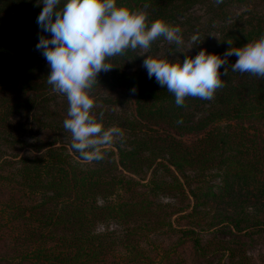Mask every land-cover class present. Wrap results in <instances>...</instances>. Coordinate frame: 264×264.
<instances>
[{
	"label": "trees",
	"instance_id": "obj_1",
	"mask_svg": "<svg viewBox=\"0 0 264 264\" xmlns=\"http://www.w3.org/2000/svg\"><path fill=\"white\" fill-rule=\"evenodd\" d=\"M117 3L134 9L147 4L150 22L162 19L179 26L183 41L192 46V57L206 49L224 58L230 48H241L264 34V0ZM197 4L204 8L202 21L201 16L186 14ZM235 4L248 8L230 16ZM42 8L39 0H0V146L29 144L12 135L19 115L32 109L50 113V68L36 48L40 36L51 38L36 22ZM162 38L146 55L155 57ZM177 47L170 44L167 53L180 54ZM139 53L128 50L109 60L113 68L99 73L93 88L131 95L134 115L126 121V143L105 145L99 160L82 158L71 145L38 139L26 152L0 156V169L7 168L0 171V185L9 193L0 201V214L18 224L11 239L16 254L28 264H98L109 255H117L120 264H184L182 259L172 262L165 251L160 252L163 257L152 258L143 242L153 225L164 223L155 198L187 193L193 199L192 211L210 217L208 228L214 234L232 236L225 245L205 244L202 255L221 253L230 264H252L234 235L264 230V78L233 72L238 57L232 55L219 70L225 86L213 99L187 98L184 107H177L174 96L154 76L127 71L140 65L144 56ZM145 169L152 171L147 182L134 178ZM158 170L169 177L158 176ZM15 192L28 202L16 200ZM179 229L185 235L193 232ZM193 243L201 248L198 237Z\"/></svg>",
	"mask_w": 264,
	"mask_h": 264
},
{
	"label": "clouds",
	"instance_id": "obj_2",
	"mask_svg": "<svg viewBox=\"0 0 264 264\" xmlns=\"http://www.w3.org/2000/svg\"><path fill=\"white\" fill-rule=\"evenodd\" d=\"M39 3L43 8L36 22L51 38L40 36L36 48L50 68L47 83L54 92L66 97L68 109L63 126L71 133V147L86 160L102 159L101 149L123 132L116 126L105 128L103 113L93 114V88L99 73L113 68L108 62L112 58L123 56L128 50L147 51L160 37L169 44L181 45L182 30L162 19L150 22L147 4L134 9L118 5L117 0H63V3L39 0ZM197 39L192 37L193 42ZM232 55L238 57L231 66L233 72L264 78V34L241 48H230L224 58L201 49L195 57L187 56L182 62L147 56L143 67L149 78L154 76L174 96L177 107H184L187 98H214L217 90L225 86L219 70ZM227 74L225 68L223 75Z\"/></svg>",
	"mask_w": 264,
	"mask_h": 264
},
{
	"label": "rangeland",
	"instance_id": "obj_3",
	"mask_svg": "<svg viewBox=\"0 0 264 264\" xmlns=\"http://www.w3.org/2000/svg\"><path fill=\"white\" fill-rule=\"evenodd\" d=\"M248 7L242 4H235L229 9L230 16L239 15L245 11ZM257 8L259 6L257 5ZM204 8L197 4L190 8L186 14L201 16L199 21H202ZM197 27L198 21L194 20ZM188 26V25H187ZM157 50L155 57L163 58L167 56L171 61L177 60L183 61L187 56L192 54V46L190 43L183 41L176 50L180 51V54L167 53L168 46L170 45L164 38L157 41ZM140 55L144 56V59L140 62L139 66L128 69V72H140L142 74H148L146 68L143 67L144 60L148 50L139 49ZM177 52V51H175ZM186 54V55H184ZM51 98L47 103L50 108V113L46 116L38 111V109L28 110L27 114L15 118L16 125L12 132L15 138L21 136V138L29 144L34 142L38 143L40 140L56 141V144L71 145L72 137L71 133L66 131L63 126V121L66 118V110L68 109V103L66 97L53 92L50 93ZM93 96L95 100V107L92 110L93 114L99 116L103 113V124L105 128L112 126L119 127L123 135L116 137L114 142L126 143L129 140L130 132L126 128V121L132 119L134 115V104L126 91L116 89L113 91H105L102 89L93 90ZM65 107V109H64ZM11 135V136H12ZM9 136V138L11 137ZM35 139H38L35 141ZM25 144L19 147L18 144H3L0 146V156H11L17 153H23L27 151L28 145ZM7 168L0 169V171L6 172ZM158 176L169 177V173L163 170H158ZM179 175V174H178ZM135 179H141L143 182H147L152 176L151 170H143L139 174H133ZM179 178H182L180 175ZM145 186H139L140 190H145ZM15 199L23 203L28 202V199L21 195L20 192H15ZM9 197L8 190L5 186L0 185V201L6 200ZM158 213L163 217V224H155L151 229L150 236L143 242V246L147 250L152 258L156 260L160 258L161 253L170 254V260L172 262L182 259L184 264H206L209 259L212 264H230V260L226 256H222L221 253L208 254L207 258L202 255L201 249H204L205 244L212 247V242L226 244L228 238L232 236L214 234V230L208 228L210 223V217L202 214L200 211H192L193 199L187 193L185 195H163L155 198ZM17 222L8 223L5 218H2L0 214V264H28L19 258L16 254L12 243V232L17 228ZM111 228H118L114 223H110ZM179 228H191L193 230L190 234H183ZM98 229L102 230L103 225H98ZM196 236L200 239L201 248L198 249L194 246L193 237ZM234 240L238 241L237 245L240 247V251L245 253L252 264H264V230L250 229L246 232H241L234 235ZM210 244H209V242ZM208 242V244H207ZM161 252V253H160ZM163 257V256H161ZM98 264H120L119 257L117 255H109L104 261Z\"/></svg>",
	"mask_w": 264,
	"mask_h": 264
}]
</instances>
